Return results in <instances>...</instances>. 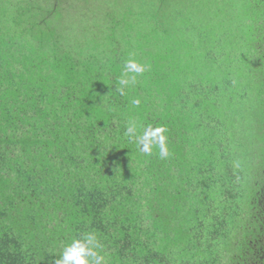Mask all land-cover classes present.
Segmentation results:
<instances>
[{
  "label": "trees",
  "instance_id": "16d2710c",
  "mask_svg": "<svg viewBox=\"0 0 264 264\" xmlns=\"http://www.w3.org/2000/svg\"><path fill=\"white\" fill-rule=\"evenodd\" d=\"M72 5L0 0V264L86 232L106 264H264V0Z\"/></svg>",
  "mask_w": 264,
  "mask_h": 264
},
{
  "label": "clouds",
  "instance_id": "9594fccd",
  "mask_svg": "<svg viewBox=\"0 0 264 264\" xmlns=\"http://www.w3.org/2000/svg\"><path fill=\"white\" fill-rule=\"evenodd\" d=\"M146 71V66L135 59L129 58L124 61L122 71L117 77V85L115 91L120 96H126V89L138 83V76H142ZM131 105L139 107L141 100L133 98ZM142 134H137V124L135 120L128 119L124 128V135L134 140L139 152L151 156L153 149L158 148L159 158L167 159L170 155L166 133L168 128L164 125L142 126ZM239 167V163L235 164ZM104 245L101 243L95 232H86L79 237H74L70 242L66 243L59 258L54 260V264H106L103 252Z\"/></svg>",
  "mask_w": 264,
  "mask_h": 264
},
{
  "label": "rangeland",
  "instance_id": "374dc122",
  "mask_svg": "<svg viewBox=\"0 0 264 264\" xmlns=\"http://www.w3.org/2000/svg\"><path fill=\"white\" fill-rule=\"evenodd\" d=\"M82 2H83V0H76V1L72 0V4L74 3V5H72V9L75 7L76 4H80Z\"/></svg>",
  "mask_w": 264,
  "mask_h": 264
}]
</instances>
